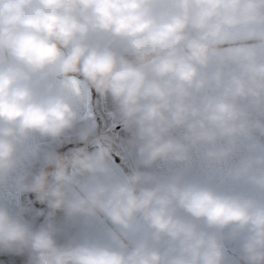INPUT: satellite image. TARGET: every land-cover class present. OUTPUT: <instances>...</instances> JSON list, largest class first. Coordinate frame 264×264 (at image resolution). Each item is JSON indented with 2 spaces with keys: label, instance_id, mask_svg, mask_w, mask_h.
Masks as SVG:
<instances>
[{
  "label": "clouds",
  "instance_id": "clouds-1",
  "mask_svg": "<svg viewBox=\"0 0 264 264\" xmlns=\"http://www.w3.org/2000/svg\"><path fill=\"white\" fill-rule=\"evenodd\" d=\"M93 90L111 96L142 166L187 165L199 153L219 168L244 146L228 176L264 193V0H0V189L11 183L52 211L116 226L106 239L79 237L0 203V254L24 264H264L259 195L185 168L119 179L104 146L71 155L91 182L65 186L60 149L70 134L95 136ZM138 216L151 235L130 243ZM226 229L238 242L231 257Z\"/></svg>",
  "mask_w": 264,
  "mask_h": 264
},
{
  "label": "crops",
  "instance_id": "crops-1",
  "mask_svg": "<svg viewBox=\"0 0 264 264\" xmlns=\"http://www.w3.org/2000/svg\"><path fill=\"white\" fill-rule=\"evenodd\" d=\"M116 112L117 108L111 96L102 97L94 90L91 91L89 93V109L86 115L91 117L93 124L95 114L98 115L97 119L101 118L105 121L108 127V140L105 142L106 144L99 143L94 140L78 149H82L87 154H93L102 146L109 147L111 149V154L108 164L115 177L125 179L129 174L136 170L149 171L162 177H167L173 174L176 169L185 168L190 176L203 179L231 191H248L264 198V193H258L250 186L233 184L228 176L229 170L239 162L242 156L247 154L244 146H241L238 151L234 153L231 160L226 162L224 165L219 166V168L209 166L201 158L199 153H194L192 161L187 165L157 162L151 168H146L139 163L136 156L130 151L128 145L130 133L125 129L123 124L116 119ZM173 135H179V133L176 132L173 133ZM258 139L264 143V137L258 136ZM76 140L80 142V139L77 136L70 134L67 143L63 147L74 148L76 145L75 143L77 142ZM33 143L39 144L40 146H46L48 140L46 138L36 136L34 137ZM71 155L69 156L68 165L65 170L66 176H69L71 180L70 183L65 186L78 190L80 187L87 186L91 182V177H81L75 173L71 164ZM58 184L59 182L53 176L48 179L49 188L56 187ZM0 203L7 204L12 209L14 214H18L23 217L20 208L19 192L16 190L14 184L10 183L6 188L0 189ZM44 207L46 220H43L44 223H42V221L40 223L38 222L39 226L41 224L44 226L51 224L59 229L69 230L70 235L79 237L89 235L96 239H106L108 231L116 229V226L106 218H99L94 220L91 224H88L83 217H69L62 210L52 211L46 204H44ZM199 223L202 227L205 226L203 220L199 221ZM142 234H148L150 236L151 229L144 222L143 218L138 216L133 225V231L129 234V242L133 243ZM222 235L228 237L225 239L224 244L229 257H231L238 249V242L231 239V229H226ZM24 259V257L20 256L0 254V264H24Z\"/></svg>",
  "mask_w": 264,
  "mask_h": 264
},
{
  "label": "rangeland",
  "instance_id": "rangeland-1",
  "mask_svg": "<svg viewBox=\"0 0 264 264\" xmlns=\"http://www.w3.org/2000/svg\"><path fill=\"white\" fill-rule=\"evenodd\" d=\"M98 115L95 114L94 115V126H95V136L90 138L88 141H81L80 142L78 140H76L79 143H75L76 145L74 146V148H70V147H62L60 149V151L64 154H66L68 157L76 150H78L81 147H84L85 145L89 144L92 141H98L99 143H104L108 140V134H107V124L105 123V121L101 118H98ZM96 119V120H95ZM68 165V163H67ZM66 165V168H67ZM65 168V170H66ZM52 176H49V178ZM48 178V179H49ZM20 196V208H21V213L23 215V217L27 220L32 221L36 226H39L38 224L43 220H46L45 217V207L44 204L45 203H40L39 201H37L34 197V195L32 194H22L19 193ZM39 222V223H38ZM42 225V224H41Z\"/></svg>",
  "mask_w": 264,
  "mask_h": 264
}]
</instances>
